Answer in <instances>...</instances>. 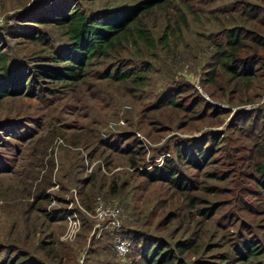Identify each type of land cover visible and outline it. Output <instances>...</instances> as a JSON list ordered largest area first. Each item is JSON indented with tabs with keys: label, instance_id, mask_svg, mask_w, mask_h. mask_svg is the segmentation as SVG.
Listing matches in <instances>:
<instances>
[{
	"label": "rangeland",
	"instance_id": "1",
	"mask_svg": "<svg viewBox=\"0 0 264 264\" xmlns=\"http://www.w3.org/2000/svg\"><path fill=\"white\" fill-rule=\"evenodd\" d=\"M64 1L0 0V52L35 79L0 99V261L18 250L37 264H143L142 246L189 242L184 264H242L250 240L260 251L253 264H264L253 170L264 150V53L244 84L218 70L215 47L234 28L246 32L244 48L264 39V0H166L142 20L152 45L135 40L94 59L78 82L41 81L35 66L68 45L52 20ZM144 1L70 2L90 16ZM127 70L140 80L113 77ZM156 169V180L141 174ZM115 209L119 229L98 218ZM115 237L129 242L127 255L117 256Z\"/></svg>",
	"mask_w": 264,
	"mask_h": 264
},
{
	"label": "trees",
	"instance_id": "2",
	"mask_svg": "<svg viewBox=\"0 0 264 264\" xmlns=\"http://www.w3.org/2000/svg\"><path fill=\"white\" fill-rule=\"evenodd\" d=\"M70 1L66 0L58 3V14L52 19L66 32L68 38L66 51H56L52 54V57L49 55L38 62L37 67L35 66L34 68L36 73L34 76H37L41 81L42 79H51L54 81L78 82L83 77L85 69L94 59L105 60L114 57L122 50L125 44L129 42L136 44L135 40L152 45L153 41L150 39L142 20L150 16L154 12V9L155 11L161 9L166 0H145L132 9L118 8L113 11L105 10L102 12V15L95 14L90 16L86 15L85 11L78 5L71 6ZM242 13H245V11H242ZM18 20H20L19 16L15 15L13 18L14 25L19 26ZM25 26L29 27V29L31 28L30 25L26 24ZM20 33L28 35L27 37L32 41H40L41 39L34 37L28 31ZM246 36V32L242 29L234 28L227 30L223 34L222 42L215 46L216 56L218 57V61L216 62L218 70L223 74H227L229 80H240L244 84H248L255 79L253 77L252 65L257 58V52H260L257 49L259 48L264 53V39L255 36L251 38V44L247 46L249 48L245 47L247 48L245 57L238 59L237 56L245 54L244 44L247 40ZM10 37L9 33L4 34V38ZM2 43L0 37V47ZM9 60L5 52H0V99L21 96L25 86L28 85L32 89V84H35V79L26 82L27 73L24 72L22 67L15 66L10 68L8 66ZM47 62L53 63L55 66L48 65ZM57 64H62L63 66L58 67ZM256 64L261 63L257 62ZM212 72L210 75H213V81L216 74ZM113 77L119 81L130 80L132 84L140 80V77L130 70L115 72ZM233 91L236 94H240L239 89H234ZM169 105L180 106V103L171 100ZM137 149L139 148H136V151ZM257 158L261 161H257L253 165V170L258 178L256 179V188H258L256 193L261 195L264 203V150L258 152ZM130 165L132 168H136L135 162L131 161ZM142 173L146 178L152 177L154 180L161 174L158 169L153 173ZM166 181L179 191L187 189V185H183L182 179H179V177L172 178L171 174L167 175L166 173ZM43 198H45L44 195ZM188 245L189 242L186 244L178 243L174 246V251H170L171 249L168 246H142L139 250V256L143 264H184L181 257L183 254L189 253L190 247ZM242 249L244 250V253L240 254V262L242 264H253V261L259 260L260 251L250 240L243 242ZM17 254L16 259L6 257L5 260L0 261V264H37L33 261L27 262L21 251L17 250Z\"/></svg>",
	"mask_w": 264,
	"mask_h": 264
},
{
	"label": "built area",
	"instance_id": "3",
	"mask_svg": "<svg viewBox=\"0 0 264 264\" xmlns=\"http://www.w3.org/2000/svg\"><path fill=\"white\" fill-rule=\"evenodd\" d=\"M120 214L119 209H115L113 211H110L109 213H101L98 215L99 220L103 223L105 222V219L107 218L106 222L109 227L112 229H119V223L117 221V218ZM130 248L129 242H127L124 239H121L120 237L114 238V250L117 256L122 257L128 254Z\"/></svg>",
	"mask_w": 264,
	"mask_h": 264
}]
</instances>
